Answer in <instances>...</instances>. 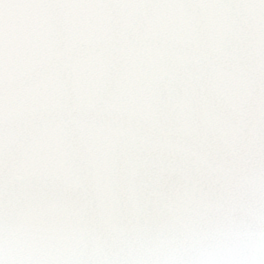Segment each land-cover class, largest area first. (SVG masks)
<instances>
[{"label": "snow or ice", "instance_id": "obj_1", "mask_svg": "<svg viewBox=\"0 0 264 264\" xmlns=\"http://www.w3.org/2000/svg\"><path fill=\"white\" fill-rule=\"evenodd\" d=\"M0 264H264V0H0Z\"/></svg>", "mask_w": 264, "mask_h": 264}]
</instances>
